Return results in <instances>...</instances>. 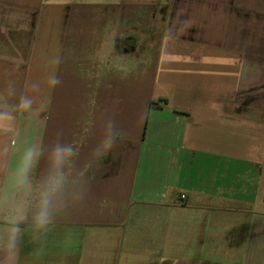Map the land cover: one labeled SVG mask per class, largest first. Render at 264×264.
<instances>
[{"label":"crops","instance_id":"obj_1","mask_svg":"<svg viewBox=\"0 0 264 264\" xmlns=\"http://www.w3.org/2000/svg\"><path fill=\"white\" fill-rule=\"evenodd\" d=\"M58 145L83 197L37 230ZM17 229L10 264H264V0H0V264Z\"/></svg>","mask_w":264,"mask_h":264},{"label":"clouds","instance_id":"obj_2","mask_svg":"<svg viewBox=\"0 0 264 264\" xmlns=\"http://www.w3.org/2000/svg\"><path fill=\"white\" fill-rule=\"evenodd\" d=\"M109 132H111L110 127ZM112 142L113 138L109 135L108 139L104 142V146L110 147ZM74 155L75 148L72 145H58L49 157V171L52 180L40 193L39 208L35 214V227L37 230L46 229V227L52 222L55 209L62 206L67 199L83 197L82 187L70 192H65L63 190L66 175L65 168L70 166V162ZM80 175L83 176L84 173L81 172ZM19 235V229H17L16 235L8 239L4 244V249L9 254L6 257L5 264H10L11 262V255L17 247Z\"/></svg>","mask_w":264,"mask_h":264},{"label":"trees","instance_id":"obj_3","mask_svg":"<svg viewBox=\"0 0 264 264\" xmlns=\"http://www.w3.org/2000/svg\"><path fill=\"white\" fill-rule=\"evenodd\" d=\"M152 105H154V103H152Z\"/></svg>","mask_w":264,"mask_h":264}]
</instances>
